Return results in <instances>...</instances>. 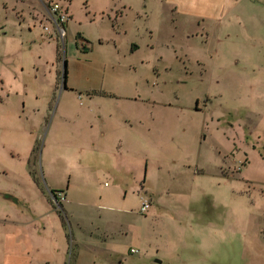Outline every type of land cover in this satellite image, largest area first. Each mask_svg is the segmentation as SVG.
<instances>
[{"label":"rangeland","instance_id":"obj_1","mask_svg":"<svg viewBox=\"0 0 264 264\" xmlns=\"http://www.w3.org/2000/svg\"><path fill=\"white\" fill-rule=\"evenodd\" d=\"M52 1L62 2L70 13L67 38H58L67 58L68 84L110 94L95 98L91 104L95 111L103 109L111 130L127 122L126 117L136 128L140 126L138 119L152 127L151 131L144 129L142 137L135 135V144L130 139L136 146L133 161L137 166L126 177V201L121 191L101 187L105 181L113 187L115 182L110 176H96L101 186L92 195L95 206L84 209L83 221L99 228L93 235L97 241L85 237L78 249L71 246L66 261L72 264L79 253L73 264H244L243 237L223 236L217 230L208 233L212 219L219 226L223 223L221 211L212 208L208 194L241 185L231 178H221L218 172L215 147L219 138L229 139L237 169L239 166L255 179L264 180V159L254 153L259 150L263 156L264 147L257 145L252 152L249 143L256 144L251 132L256 117L247 113L264 106V82L251 76L260 72L261 64L262 72L264 69V46L258 44L262 41L253 40L258 44L253 53L263 55L255 56L253 62L225 61L222 56L227 54V47L222 48L206 34L188 37L186 30L191 23L177 22L162 0ZM35 2L39 0H0V73L9 87L6 108H17L20 115L23 104L37 106L34 96L44 94L56 73L50 64L38 66V70L34 64L37 55L51 53L50 46L43 45L41 51L39 44L42 34L49 35L44 26L53 29L47 17L40 26L32 23L28 7ZM80 39L86 41L87 55L74 53ZM74 42L78 45L74 46ZM215 47L221 56L217 61L211 59ZM253 68L256 72H252ZM4 95L0 91V97ZM42 97L39 96L41 100ZM149 100L156 101V105ZM196 103L202 110L195 111ZM65 105L74 112H85L87 98L80 100L74 93L65 94L61 107ZM228 107H239V115L250 124L231 129L221 114ZM218 117L221 126L216 123ZM11 121L0 129V137L7 138L0 141V162L4 165L8 161L3 150L9 149V142L26 137L23 121ZM263 124L259 130L264 136ZM158 125L165 132L156 131ZM192 126H197L194 132ZM107 136L110 143L111 135ZM59 146L55 144L52 151H63ZM65 148L74 151L73 145ZM245 159L248 162L242 166ZM147 160L159 195L148 211L141 212L138 190ZM196 169H202L205 175L195 176ZM111 195L109 201L107 196ZM150 199L152 203L151 196ZM84 234L81 236H88ZM132 248L137 251L132 252ZM50 259L54 261L55 257Z\"/></svg>","mask_w":264,"mask_h":264},{"label":"crops","instance_id":"obj_2","mask_svg":"<svg viewBox=\"0 0 264 264\" xmlns=\"http://www.w3.org/2000/svg\"><path fill=\"white\" fill-rule=\"evenodd\" d=\"M23 1L29 0H21ZM49 1L39 0V3H31L28 7L33 24L40 26L42 20L50 14ZM162 2L168 11L174 14L177 22L184 20L191 23V28L188 27L186 30L188 37L198 36L199 33L201 36L206 34L212 37L214 42L220 43L222 48L227 47V54L222 56L225 61L235 59L239 62L248 59L253 62L255 56L257 58L263 56L261 53L254 54L253 51L258 44L264 46V0H162ZM19 18L23 19L24 16ZM72 19L71 15L70 22ZM250 40H260L262 43L257 44ZM41 41L39 49L42 51V46L48 45L51 47V53L37 55L34 64L37 70L38 66L50 64L56 73L44 94L38 93L34 96L36 99L34 103L37 106L25 107L23 104L21 115L16 112L17 108H6L9 104L7 99L9 87H6L7 81L0 73V91L5 93L0 97V129L13 123L11 120L15 119L23 121L21 123L26 135L23 140L13 139L9 142V149L3 150L5 160L8 162L6 165L0 162V264H69L66 261V254L71 246L78 249L85 237L97 241L93 235L100 231L99 228L89 227L83 221L86 216L84 209L89 210L95 206L91 199L96 189L101 186L96 176H110L115 182L113 187L107 181L101 187L114 188L115 192L121 191L122 199L126 201V177L132 168L137 166L133 161L136 155V146L133 147L136 141L133 137L135 135L142 137L144 129L152 130L147 121L138 119L137 124L140 126L136 128L135 123L127 117V122L119 123L118 129L111 130V123L106 122L103 117V109L99 107L101 111H95L91 104L95 98L110 94L103 90L81 89L68 84V71L64 77L63 60L58 57L60 45L58 37L53 34L48 36L42 34ZM76 43L78 45V42H74L73 45ZM85 43L84 39H80V47L76 48L74 53L87 55L88 47ZM62 49V57L67 60L63 46ZM212 54L213 60L221 58L217 47L213 49ZM228 55L231 57H227ZM259 67L260 72L251 76L261 83L264 82V69L262 72V64ZM252 72H256V69L253 68ZM69 93H74L80 100L87 98L85 112H74L66 105L61 107L63 95ZM39 96H43V99L41 100ZM149 102L153 105L157 103L154 100ZM259 106L260 109L247 112L256 117V123L251 131L256 144L249 143L252 152L256 150L257 145L264 147V143H260L264 136L259 130L264 123V106ZM194 108L197 112L202 110L198 103ZM240 112L239 107H228L221 112L226 116L231 129L236 126L241 128V124L243 126L250 124L239 115ZM216 123L221 126L220 117ZM160 125L155 127V130L165 132V128L161 129ZM196 128L197 126H192L191 132ZM127 132L130 133L129 138L125 135ZM107 134L111 135L110 143ZM205 138L206 134L203 135V139ZM3 139L7 141V138L0 137V141ZM130 139H133V145ZM55 144L60 145L59 148L63 151L53 152ZM71 145L74 151L65 148ZM216 146L217 168L221 178L225 180L231 178L239 181L241 185L226 190H213L208 194L211 197L212 208L221 211L223 222L219 226L212 219L209 223L212 228L208 225V233L217 230L223 236L243 237L242 252L246 260L244 264H264V180L255 179L239 166L237 169V159L233 156L234 149L228 138L227 141L219 138ZM249 151L251 152L250 149ZM139 152L144 153L142 150ZM254 153L264 159L259 150ZM246 162L247 159L241 165L246 166ZM138 164L141 165L142 161L139 160ZM149 169L147 160L138 194L140 198L144 194L150 195L151 205H154L159 194L153 175L150 177ZM194 174L204 176L205 172L196 169ZM58 193L65 196L61 203L58 202L59 205L56 204ZM107 198L112 201L113 196ZM69 228L72 229L70 233ZM84 233H88V236H81L86 235ZM78 256L79 253L72 264L77 261ZM53 257L55 260L50 261ZM119 264L123 263L120 261Z\"/></svg>","mask_w":264,"mask_h":264},{"label":"built area","instance_id":"obj_3","mask_svg":"<svg viewBox=\"0 0 264 264\" xmlns=\"http://www.w3.org/2000/svg\"><path fill=\"white\" fill-rule=\"evenodd\" d=\"M49 7H50V14L47 16V19L50 20V22L53 24V29H51L49 26L45 25L44 30L48 34H55L60 40H64V38L67 36V29L66 25L70 19V13L68 10V7L65 6L60 1H49ZM58 201L57 203H61L65 196L63 193L57 194ZM151 206V199L149 196L144 195L142 197L140 211L146 212ZM132 252H136L137 250L131 249Z\"/></svg>","mask_w":264,"mask_h":264},{"label":"trees","instance_id":"obj_4","mask_svg":"<svg viewBox=\"0 0 264 264\" xmlns=\"http://www.w3.org/2000/svg\"><path fill=\"white\" fill-rule=\"evenodd\" d=\"M58 57L63 60V67H64V74L63 75H64V77H66V73H67V67H66L67 66V60L62 57V46L61 45L58 46ZM60 212H61V210H60Z\"/></svg>","mask_w":264,"mask_h":264},{"label":"water","instance_id":"obj_5","mask_svg":"<svg viewBox=\"0 0 264 264\" xmlns=\"http://www.w3.org/2000/svg\"><path fill=\"white\" fill-rule=\"evenodd\" d=\"M155 260H156L157 262H160V263H161V260H160L159 258H156Z\"/></svg>","mask_w":264,"mask_h":264}]
</instances>
